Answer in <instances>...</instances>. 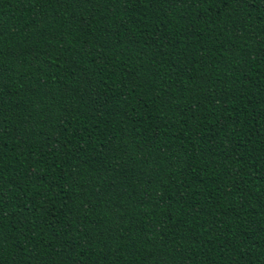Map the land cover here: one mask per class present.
I'll return each instance as SVG.
<instances>
[{
	"label": "trees",
	"instance_id": "1",
	"mask_svg": "<svg viewBox=\"0 0 264 264\" xmlns=\"http://www.w3.org/2000/svg\"><path fill=\"white\" fill-rule=\"evenodd\" d=\"M0 264H264V0H0Z\"/></svg>",
	"mask_w": 264,
	"mask_h": 264
}]
</instances>
